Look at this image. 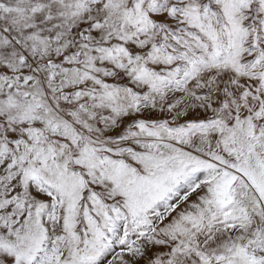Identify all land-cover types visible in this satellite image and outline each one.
Here are the masks:
<instances>
[{"label":"snow or ice","instance_id":"snow-or-ice-1","mask_svg":"<svg viewBox=\"0 0 264 264\" xmlns=\"http://www.w3.org/2000/svg\"><path fill=\"white\" fill-rule=\"evenodd\" d=\"M0 264H264V0H0Z\"/></svg>","mask_w":264,"mask_h":264}]
</instances>
